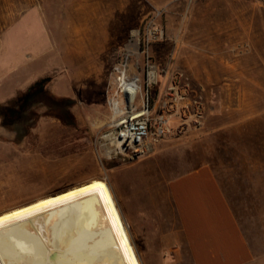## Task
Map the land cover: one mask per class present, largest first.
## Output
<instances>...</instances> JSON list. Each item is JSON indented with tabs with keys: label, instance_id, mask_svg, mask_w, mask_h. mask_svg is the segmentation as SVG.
<instances>
[{
	"label": "rangeland",
	"instance_id": "1",
	"mask_svg": "<svg viewBox=\"0 0 264 264\" xmlns=\"http://www.w3.org/2000/svg\"><path fill=\"white\" fill-rule=\"evenodd\" d=\"M146 23L163 33L149 47L160 73L152 115L174 71L202 95L205 115L121 154L110 139L123 115L112 113L113 67L129 53L130 75H142L136 40ZM38 81L69 103L36 99L5 118ZM204 165L264 250V0H0V213L102 179L142 264H191L158 235L175 222L169 182Z\"/></svg>",
	"mask_w": 264,
	"mask_h": 264
},
{
	"label": "bare ground",
	"instance_id": "2",
	"mask_svg": "<svg viewBox=\"0 0 264 264\" xmlns=\"http://www.w3.org/2000/svg\"><path fill=\"white\" fill-rule=\"evenodd\" d=\"M118 81L131 106L137 83ZM113 114L122 115L113 101ZM113 116V115H112ZM0 264H142L102 179L0 213Z\"/></svg>",
	"mask_w": 264,
	"mask_h": 264
},
{
	"label": "crops",
	"instance_id": "3",
	"mask_svg": "<svg viewBox=\"0 0 264 264\" xmlns=\"http://www.w3.org/2000/svg\"><path fill=\"white\" fill-rule=\"evenodd\" d=\"M168 194L175 222L158 235L162 250L184 253L191 264H264V250L256 248L209 166L173 178Z\"/></svg>",
	"mask_w": 264,
	"mask_h": 264
},
{
	"label": "built area",
	"instance_id": "4",
	"mask_svg": "<svg viewBox=\"0 0 264 264\" xmlns=\"http://www.w3.org/2000/svg\"><path fill=\"white\" fill-rule=\"evenodd\" d=\"M162 38V30L153 23H146L138 30L136 44L142 58L140 77L131 76L129 73L131 56L129 53H123L113 67L116 76L115 95L126 108L110 132V139L118 153L135 154L146 151L171 131L177 134L187 132L198 127L204 118L205 105L202 95L191 91L187 78L178 71L169 75L157 112L152 115L149 109L151 89L160 82V73L149 54V47ZM123 74L126 83L139 85V92L131 106L126 92H123V87L118 81ZM136 101L140 102V111L133 109Z\"/></svg>",
	"mask_w": 264,
	"mask_h": 264
},
{
	"label": "trees",
	"instance_id": "5",
	"mask_svg": "<svg viewBox=\"0 0 264 264\" xmlns=\"http://www.w3.org/2000/svg\"><path fill=\"white\" fill-rule=\"evenodd\" d=\"M43 83H44L43 81H38L33 85L31 89L23 93L18 99L19 104L17 105V108L15 107L6 108L5 110H7V113L4 115L5 118L17 117L27 108L29 103L35 101L36 99L37 100L41 99L48 106L55 108H63L69 103V101L55 100L50 95H48L46 93V90L43 88L42 85Z\"/></svg>",
	"mask_w": 264,
	"mask_h": 264
}]
</instances>
